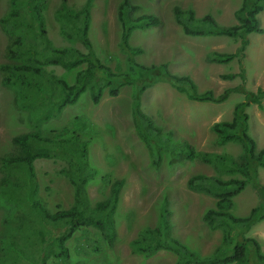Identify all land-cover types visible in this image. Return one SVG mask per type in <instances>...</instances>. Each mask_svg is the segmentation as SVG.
<instances>
[{"label":"trees","instance_id":"obj_1","mask_svg":"<svg viewBox=\"0 0 264 264\" xmlns=\"http://www.w3.org/2000/svg\"><path fill=\"white\" fill-rule=\"evenodd\" d=\"M94 0H85L75 8L67 0H60L54 11L59 23L60 34L69 41H79L86 52L74 45L54 47L45 27L43 10L45 0H9L7 13L0 18V26L7 35L6 53L12 63L0 64L1 84L12 88L20 105L30 110L37 122L46 121L59 114L66 106L74 104L88 91L91 101L99 103L104 92L117 96L125 84L131 83L129 73L105 64L96 54L90 39L91 9ZM140 8L132 0H120L117 18L121 25L119 46L127 54L130 70L143 76L137 79L132 96V116L139 138L148 148L152 164L158 167L164 155L170 163L181 158L201 159L213 165L216 171L238 172L242 178L221 179L216 175L198 173L187 180L189 189L212 195L215 206L203 214V220L212 228H220L221 243L208 255H201L172 233L169 199L164 195L158 211L157 222L145 226L132 240L134 251L151 255L161 249L177 254L173 264H264V251L258 238L246 235L257 222L264 220V184L260 182L258 167H264V147L258 148L248 134L250 104L263 107L264 88L249 90L243 85L225 88L215 95L212 90L198 91L194 80L184 74L170 70L168 64L144 65L134 56L144 52L143 47L133 45L130 37L135 28L157 26L159 16L151 13L135 15ZM264 9V0H242L234 11L237 23L225 26L218 23L211 14L201 17L191 8L173 7L176 22L189 36L226 35L239 37L241 46L235 52L212 51L209 61L225 63L244 51L249 44L248 34L263 33L259 13ZM58 65L66 70L78 68L73 83L62 77H47L43 66ZM246 79L243 67L239 73H226L221 77ZM153 79V80H152ZM163 81L183 93L190 100L223 102L231 92L243 94V100L235 103L231 120L214 122L210 128L216 135V142H236L242 153L232 157L217 152L196 151L186 143L178 146L172 141V132L164 130L141 108V96L148 86ZM79 131L63 128L52 136L39 131L16 134L11 141L14 152L1 157L4 174L0 178V203L4 207L2 223L6 231L0 236V264H47L48 259L65 261L69 258L67 240L78 229L94 227L111 246L117 232L114 214L118 206L124 178L110 180L108 195L90 203L87 184L97 174L88 167L87 143L80 133L86 131L80 122ZM60 158L65 161L61 170L73 188V202L68 208L50 211L39 196V184L34 162L40 158ZM252 182L259 196V202L245 216L232 212L233 198ZM84 231V230H83ZM86 232V231H85Z\"/></svg>","mask_w":264,"mask_h":264},{"label":"rangeland","instance_id":"obj_2","mask_svg":"<svg viewBox=\"0 0 264 264\" xmlns=\"http://www.w3.org/2000/svg\"><path fill=\"white\" fill-rule=\"evenodd\" d=\"M69 5L79 8L85 0H67ZM120 0H94L91 9L89 36L99 58L107 65L129 73L131 83L121 87L117 96L104 92L99 103L91 101L88 91L59 114L46 121L37 122L30 110L23 108L12 88L1 84L0 71V178L4 174L1 157L11 154L15 148L12 137L16 134L39 131L52 136L63 128L79 131L84 122L86 131L80 137L87 143V163L97 171L88 184L91 205L104 199L109 192L108 178H124L117 209L114 214L117 236L109 245L101 232L94 227L78 229L67 240L69 258L65 261L48 259L47 264H173L177 254L161 249L151 255L134 251L131 242L145 226L157 222L158 211L164 195L169 199L172 233L195 252L208 255L221 243L220 228H212L202 216L215 206L216 199L205 192L188 188L190 176L202 173L216 175L221 179L242 178L238 172L216 171L213 165L201 159L181 158L170 163L164 155L158 167L153 166L151 154L135 130L132 116V96L136 81L143 75L130 70L127 54L119 46L121 25L117 18ZM140 8L135 15L151 13L159 16L157 26L135 28L130 42L143 47L144 52L135 55L137 62L144 65L167 63L170 70L190 76L198 91L212 90L215 95L225 88L243 85L249 90L264 88V32L248 34L249 44L244 51L229 62L209 61L212 51L235 52L241 46L239 37L226 35L189 36L176 22L173 7L193 9L197 17L211 14L225 26L237 20L234 11L242 0H132ZM60 0H45L43 10L45 27L54 47L74 45L83 52L86 49L79 41L65 39L59 31L54 11ZM9 9V0H0V18ZM260 25L264 28V9L259 13ZM7 35L0 26V64L12 63L6 53ZM243 67L246 79L240 76L224 79L222 74H237ZM78 68L66 70L58 65L47 64L43 71L47 77H62L73 83ZM153 80V79H152ZM240 92H231L223 102L197 101L188 99L167 82L157 81L146 88L141 96L142 110L164 130L172 132V141L178 146L191 144L196 151L217 152L232 157L242 153L239 143L218 144L210 126L220 120H231L236 102L243 100ZM248 134L257 147H264V100L263 107L250 104ZM66 166L60 158H40L34 162L39 196L52 212L68 208L73 202V188L61 170ZM258 175L264 184V167H258ZM259 202L252 182L233 198L232 212L242 217ZM4 207L0 203V236L6 231L2 223ZM84 230V231H83ZM86 231V232H85ZM258 238L264 251V220L255 223L246 232Z\"/></svg>","mask_w":264,"mask_h":264}]
</instances>
